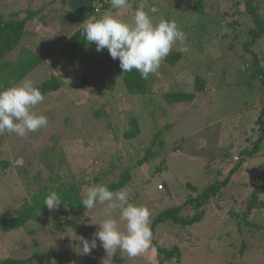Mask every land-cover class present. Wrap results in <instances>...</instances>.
I'll use <instances>...</instances> for the list:
<instances>
[{
	"label": "rangeland",
	"instance_id": "374dc122",
	"mask_svg": "<svg viewBox=\"0 0 264 264\" xmlns=\"http://www.w3.org/2000/svg\"><path fill=\"white\" fill-rule=\"evenodd\" d=\"M176 1L129 0L122 9H113L112 6L102 9L95 7L94 18L114 13L131 20L136 8L143 2L145 11L154 22L174 19L184 32L185 40L177 41L171 50H181L186 54L185 59L172 67L175 68L172 71L175 81L159 73L155 92L141 97L125 92L119 60L111 65L95 60L92 69L86 72L90 78L86 88L73 85L83 73L80 68L65 61L56 64V55L64 40V34L58 31L60 24L57 17L66 10L64 0H0V14L5 19L12 18L13 13L17 15L15 18L20 19L26 15L27 9L41 8L45 15L43 19L36 16L27 21V34L5 57V60H15L24 52L23 49L33 50L43 56L42 63L19 82L27 78L37 85L51 74H66V77L61 78L63 87L45 94L44 101L33 108L37 114L47 117L46 127L29 132L24 137L7 131L0 134V159H7L10 163L6 171H1L0 168V218L13 215L14 210L20 207L22 198L30 197L31 192L46 182L36 181V175L40 172L42 180H46L49 175V171L39 161L40 153L49 144L57 149V159L62 158L63 161L62 168L55 167L56 170L60 169L59 175L65 179H71L75 175L82 182V194H85L88 187L95 185L92 181L93 174L102 176L98 184L116 179L127 165L133 166L143 155L144 147L150 144L155 131L168 123L170 127L164 134V152L161 151L149 163L133 168L132 179L122 188L128 191L131 202L150 209L151 222L164 208L181 203L188 194L185 188L187 181L198 185L209 184L214 181V176L209 173L212 170L224 178L240 159L241 148L251 147L257 135L256 133L254 136L252 126L262 94L256 82L252 85L253 88L227 85L236 74L234 69L223 70V62H233L227 67H238L241 64L235 56L221 53L223 48L217 36L218 26L215 21L219 18V10L229 7L230 1L202 0V10L194 6V0H182L181 5H176ZM171 2L173 6H169ZM256 48L264 52V38ZM103 74H107V80L102 91L92 93L90 89L96 85L95 80ZM196 74H202L206 80V90L197 93L194 100L172 105L163 100L162 93L173 82L176 88L194 91ZM99 108H106L108 117L102 115L96 118L93 113ZM129 115L138 117L140 134L127 140L122 134L127 128L126 118ZM159 163H162V168L157 169ZM20 167L27 171L19 172ZM262 182L264 183V155L244 157L241 166L231 175L229 183L220 190L222 193L217 201L223 205L222 208L214 205L206 208L207 217L188 226L175 224L173 227H158L156 239L161 244L171 246L187 237L184 242L188 246H193L196 242L197 248L194 249H198L201 254L199 259L191 256L185 258L186 262H177L174 258L167 264H224V246L227 248V256L224 257L234 264H264V206L253 217L257 228L252 229L241 223L242 233L238 232L237 225L227 212L237 201L243 206L252 187ZM159 184H166L168 189L164 186L159 189ZM262 198L264 200V194ZM240 206L235 207L242 210ZM103 208L104 205L97 204L93 209L85 210L80 218L82 223L84 216L89 218L85 223L88 228L85 226L84 234L90 230L92 236L98 230L96 223L105 218ZM189 212L193 213V209ZM120 227L124 229V221H120ZM26 228H33L35 233L29 234ZM26 228L0 234V260L8 256L25 257L37 248L43 251L51 248L58 255H64L63 264H84L76 255L70 258L67 256L69 251L62 245L66 234L54 232L48 216L31 221ZM73 236L76 237L77 234ZM230 239L235 240L234 248L224 244ZM242 242H248L250 247L244 253H239L238 247ZM205 244L210 247L202 253L200 249ZM105 252L97 241V247L87 256L94 261L99 260L100 264L103 260L106 264H116ZM124 254L125 261L122 264H155L161 258L159 252L151 246L136 257ZM54 262V259H46L36 264Z\"/></svg>",
	"mask_w": 264,
	"mask_h": 264
},
{
	"label": "trees",
	"instance_id": "16d2710c",
	"mask_svg": "<svg viewBox=\"0 0 264 264\" xmlns=\"http://www.w3.org/2000/svg\"><path fill=\"white\" fill-rule=\"evenodd\" d=\"M64 1L66 3V10L63 14L57 16L60 24L58 31L64 34V40L60 45V50L56 55L55 62L56 64H60L65 61L74 65L76 68H80L83 73L80 76V80L73 85L78 88H86L90 83V78L86 72L92 69V64L95 60H101L108 65H111L115 60L111 58L106 48L98 52L96 51L94 43H87L83 37V23L92 19V17L94 19L95 7H99L100 9L110 7L111 2L110 0ZM229 1L230 6L224 7L223 10H219V18L215 21V24L218 26L217 36L223 48V52L221 53L223 55L228 53V55L235 56L239 59L241 67H227L233 63L229 60L223 62L224 66L222 69H229L230 71L234 69L235 71L236 75L227 83L228 86H249V88H253L254 86L252 85H254V82L257 83L259 92L262 94L259 99L258 113L252 126L254 136L256 133L257 135L252 141L250 148H241L239 151L240 159L228 170L224 178H221L220 175L212 170L209 173L214 176V181L209 182V184L198 185L187 181L185 183V188L188 194L181 203L166 207L156 214L151 222V230L153 232L151 247L156 252H159L161 258L155 264H167V262L172 261L174 258L177 262L180 260L186 262L187 260H185V258L191 256H194L192 257L194 259L201 258L199 250L194 249L197 248L196 242L193 243V246H188L185 243L186 241L184 242L187 237L180 239V241H178L179 243H174L171 246L161 244L156 239L157 228H165L163 226L173 227L175 224L188 226L198 220L204 219V216L208 215L206 208L212 205L222 208L223 205L218 204L217 201L219 194L222 193H220V190L229 183L231 175L241 166L244 157L256 154L264 155V52H260L256 48L260 40L264 38V0H228L226 2L228 3ZM175 4L181 5L182 0H177ZM169 6H173V3L171 2ZM194 6L202 10V0H194ZM26 12V15L20 19L15 18L17 16L16 13L11 14L13 17L8 19H5L0 14V88H7L16 84L43 61V56L41 54L30 49H23L22 51L24 52L20 53L15 60H5L6 55L13 51L19 45L23 36L27 34L25 30L27 21L36 16L41 19L45 17V15L42 14L41 8L27 9ZM202 50H204V45ZM185 56L186 54L184 51H170L168 56L161 62L157 71L154 74H150L148 79H143L140 73L135 69L131 72L123 73L122 82L125 92L129 95L141 97L154 93L159 82V73L161 76H168L169 79H171L174 75L172 71L175 69L172 68L173 65L185 59ZM205 66L206 65H204V67ZM62 77H66V74L62 76L51 74L49 78L35 86L40 89L43 95L55 92L63 87L64 82L61 79ZM106 80L107 74H103L101 77L97 78L95 80L96 85L93 86L90 91L92 93L101 92ZM194 81V91H185L174 87V82L172 84L170 83L167 91L162 93L163 100L168 105L194 100L197 93H202L206 90V80L202 74H196ZM93 114L96 118L102 115L108 117L109 112L106 108H99L96 109ZM126 123L127 128L122 134L123 137L127 140L138 137L140 134V122L138 117L129 115L128 118H126ZM169 127L170 125L166 123L163 125L162 129H157L153 134L152 141L148 146L144 147L143 155L136 160L135 164L133 166L127 165L118 174L116 179L110 180L104 183V185H107L110 190L113 191L124 188L132 179L133 168H139L145 163H149L156 156L158 157L161 151L164 152L166 145L164 134ZM227 149L229 151L230 147ZM56 150L53 145L50 144L44 147L40 153L39 161L49 171V175L46 180H42L40 179L41 173L37 172L36 181L40 183L43 181L46 182H43L36 191L31 192L30 197L27 198L24 196L21 200L20 207L14 210L13 215L0 218V234L26 228L27 224L31 223V221H38L48 216L53 231L59 234H66L63 238L62 245H64V249L67 248V251H69V253H67L69 258L72 257V255H76L84 264H100L99 260L94 261L91 257L87 255L84 256L81 253V237L90 241L93 236H90V230L89 233H83L85 231V223H87L86 221L89 219L88 216H84V223H82L80 219L85 210H87L81 204L84 196V194H82L83 186L82 182L78 180L75 175H72L71 179H65L59 175L60 169L56 170L55 167L62 168L63 161L62 158H60V160L57 159ZM227 155H229V153ZM162 163H159L160 165L156 168H162ZM9 164L7 159H0L1 171H6ZM21 171L26 172L27 170L20 167L19 172ZM101 177L100 175L93 174L92 181L95 185L100 182ZM148 178L149 176L145 178V182ZM163 186L167 188L166 184H159L158 187L162 189ZM53 190L60 195L61 204L57 208L49 210L43 202L46 195ZM263 194L264 183H256L248 194L247 201L243 206H240L239 201H237L234 206L228 208V216H230L237 225L238 232L242 233V228L240 227L241 223L252 229L256 227L253 217L255 212H257L260 207L264 206ZM236 205L242 207V210L235 207ZM190 209H193V213L189 212ZM86 228H88V226H86ZM26 230L31 235L35 233L33 228H26ZM73 234H77V236L75 237ZM234 242V239H230L229 242L226 241L224 244H229L234 248L236 245ZM33 244L35 247L37 246L35 240ZM209 247V244H205V246L202 247L203 249L200 250H202L203 253L208 250ZM249 247L250 244H248V242H242L238 247L239 253H244L246 251L245 249ZM190 248L192 251H189ZM222 249V258L223 261H225L224 264H234L232 261L228 260V258L224 257L227 254L226 246L222 247ZM105 254L107 253L105 252ZM109 258L114 260L116 264H122L125 261V254L117 250L116 254ZM46 259H54L55 262L53 264H63L65 262L64 255H58L55 250L50 248L43 251L37 248L32 254L25 257L8 256L1 259L0 264H36Z\"/></svg>",
	"mask_w": 264,
	"mask_h": 264
},
{
	"label": "clouds",
	"instance_id": "9594fccd",
	"mask_svg": "<svg viewBox=\"0 0 264 264\" xmlns=\"http://www.w3.org/2000/svg\"><path fill=\"white\" fill-rule=\"evenodd\" d=\"M113 9L127 6V0H110ZM83 37L88 44L94 43L96 51L108 50L113 60H119L123 73L138 71L148 79L160 67L177 41H184L185 34L176 21L161 19L154 22L143 2L136 8L131 20L114 13L83 23ZM45 97L33 81L25 78L21 82L0 88V134L15 133L24 137L48 124L47 117L33 111ZM49 210L61 204L56 191H50L43 202ZM81 204L85 209L104 205V219L89 241L81 237V253L88 255L97 247V241L105 249L107 257L119 250L128 257H136L150 248L153 240L151 211L147 206L130 201L128 191L110 190L107 185L96 184L87 188ZM120 221L125 222L122 230ZM102 264H106L103 260Z\"/></svg>",
	"mask_w": 264,
	"mask_h": 264
},
{
	"label": "built area",
	"instance_id": "2783aa9c",
	"mask_svg": "<svg viewBox=\"0 0 264 264\" xmlns=\"http://www.w3.org/2000/svg\"><path fill=\"white\" fill-rule=\"evenodd\" d=\"M235 158L237 159V157L235 156Z\"/></svg>",
	"mask_w": 264,
	"mask_h": 264
}]
</instances>
